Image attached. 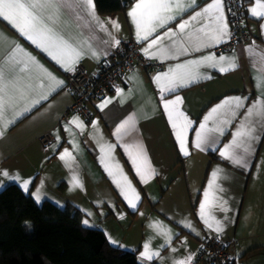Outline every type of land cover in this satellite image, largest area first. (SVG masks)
Instances as JSON below:
<instances>
[{
    "label": "crops",
    "instance_id": "0c3cea01",
    "mask_svg": "<svg viewBox=\"0 0 264 264\" xmlns=\"http://www.w3.org/2000/svg\"><path fill=\"white\" fill-rule=\"evenodd\" d=\"M244 1L249 40L217 51L230 33L224 0L222 12L228 35L211 47L203 43L218 26L215 10L191 21L183 31L177 26L212 0H195L191 7V0H181L183 12L173 0L170 10L161 15L175 19L163 28L157 26L148 41L138 40L136 26L128 16L138 0L124 11L106 14L98 12L94 0V11L83 0H56L54 6L42 12L43 21L82 53L78 59H69L53 50L64 67L0 18V67L8 82L6 101L14 105L0 121L4 132L0 136V170L20 177L12 180L0 175V190L17 184L31 191L38 204L48 200L59 207L74 205L82 221L91 218L92 227L102 229L109 242L114 232L118 235L115 246L138 249L144 264H174L189 256L193 260L199 241L207 236L236 240L230 245L233 264H264V118L259 115L264 111V16L250 12L252 8L258 12L264 9L257 7V0ZM113 21L118 27L113 26ZM202 27L204 31H200ZM169 28L174 35L164 37ZM157 35L164 38L145 56L141 49ZM115 40L120 41L119 45L138 43L143 57L157 60L162 66L147 70L135 66L126 72L117 87L93 105L94 116L86 121L68 111L73 96L66 87V72L80 63L86 73H95L117 46ZM209 55L215 57L216 67L186 63ZM221 56L225 59L220 60ZM13 60L22 61L14 71L10 68ZM177 65H184L179 71L195 79L191 83L185 80L183 86L171 92H162L173 73L168 78L162 76L159 83L153 77L168 73L170 68L175 72ZM221 67L227 70L220 71ZM49 73L63 81V86L56 88ZM12 82L14 91L9 90ZM52 88L56 90L52 92ZM41 96L48 99L32 107ZM176 96L181 101L175 108L187 117H181L177 127L187 125L183 135L188 155L181 153L164 109V100H175ZM228 97L245 98L241 101L243 107L235 109V115L231 111L234 104L214 113L206 126L222 128V132L206 133L214 143L196 148V130L203 118ZM101 104L106 106L98 107ZM168 107L171 110L173 105ZM24 108L31 110L23 111ZM17 111L23 115H15ZM74 117L78 120L74 121ZM125 121V130L115 134ZM249 126L254 129L251 136L234 135L246 133ZM45 133L52 136L48 144L41 142ZM225 145H229L228 155L233 159L220 155ZM126 151L135 159V167ZM236 158H241L242 163L237 165ZM109 171L116 173L115 177H110ZM73 176L78 177L80 186L73 183ZM114 179L125 185L127 200ZM24 180L29 181L27 190L22 187ZM129 202L136 207H130ZM202 202L212 228L197 215ZM116 209L128 222L124 229L118 223ZM217 221L220 232L216 231ZM146 242L149 251L158 253L152 259L140 256Z\"/></svg>",
    "mask_w": 264,
    "mask_h": 264
},
{
    "label": "snow or ice",
    "instance_id": "6c2138e0",
    "mask_svg": "<svg viewBox=\"0 0 264 264\" xmlns=\"http://www.w3.org/2000/svg\"><path fill=\"white\" fill-rule=\"evenodd\" d=\"M56 0H0V18H3L6 20L13 28H15L22 36H24L26 39L31 41L33 44H35L38 48H41L42 51L46 52L53 60H55L58 64L61 65V67H64V64L62 63L61 59L57 57V55L54 54L53 50L56 52H59L62 56H65L69 59L76 58L78 59L81 56V52L78 51L75 47L70 45L64 38L57 33L53 31L52 28L48 27L42 17V12L49 7H52L55 5ZM173 0H138V2L135 4V6L128 12V16L131 18L133 23L136 26L137 29V37L140 41H148L149 36H151L155 31L156 27L163 28L165 24L168 23V21L175 19V16H167L166 18L161 15L163 11L170 10L171 4ZM83 3L92 6V10L94 11V4L93 0H83ZM176 7L179 8L181 12H183L185 9L181 7V0H175ZM193 4H195V0H191V3L188 5L191 7ZM257 7L260 9H264V0H257ZM215 10V20L218 22V26L211 30L210 34L206 36V41L204 42V47H211L213 44L221 43L223 40V37L228 35L227 33V23L224 21L223 12H222V0H212V3L208 4L205 9H203L200 12H195L192 17L189 18V21H182L177 27L180 31H183L186 26L191 22L196 20L198 17L205 16L209 12H212ZM250 12L253 15L257 16H264V11H257V8L250 9ZM113 26L118 27L116 23L113 21ZM150 27V30H149ZM264 27V25H262ZM200 31H204V28L202 27ZM141 32H146V34L141 35ZM174 35L173 30L171 28L168 29L167 32L164 33V37H172ZM164 37H161L160 35H157L155 39H152L148 46L141 49V51L145 54V56H149L150 49L157 45ZM115 45H119L120 41L115 40ZM175 43V42H174ZM197 51L199 49H196ZM184 51H187V49H184ZM93 56L96 55L95 52L92 53ZM154 55V54H153ZM33 60L35 58H32ZM225 57L221 56L220 60H224ZM22 63V61L13 60L12 64L10 65L11 70H15V66ZM187 64H206L210 67H216L215 63V57L214 56H202L197 61H187ZM233 67L236 66L235 64L232 65ZM26 67V65H25ZM184 65H177L175 66L176 71L172 68L169 69L168 73H159L157 76L153 77V81L156 83H159L161 77L168 78L170 73H173L171 75V78L169 79L168 85L166 88H162L161 91H173L175 87L177 86H183V82L185 80H188L189 83L193 82V79L195 77H192L189 79V76L185 74L182 71H179V69H182ZM65 70H69L68 68H65ZM220 71H226L227 69L221 67L219 69ZM53 81H55L56 88L63 86L64 82L57 80L54 76H51V74H48ZM7 79L5 77V70L3 67H0V121L4 119L6 110L9 107H14V105L11 104V101H6L5 97V85L7 84ZM14 83L12 82V85L9 86L10 91H14ZM56 88H52L51 91L54 92ZM51 93H49L50 95ZM47 100L48 96H41L39 99H36L32 103V107H35L36 104L40 103V100ZM245 99L243 97H228L225 98L224 101H221L220 104H217L214 106L211 111L203 118V121L199 125V129L196 130V141H195V147L201 148L204 144L214 143V139H211L206 133L217 131L222 132V128L217 129H209L206 126V122L212 117L214 113H217L218 110H220L225 105H232L234 104V108L231 109L233 112V115H235V109L242 108L243 104L241 101ZM181 101V97L176 96L175 100H164V109L166 114L168 115L169 123L171 128L173 129V134L175 136V139L178 143V147L180 148V151L183 155H188V152L185 151V139L183 135L184 127L187 125L177 127V121L184 117V113L180 112L175 108V105ZM110 102V101H109ZM173 105V108L169 110V105ZM106 104H101L98 107L103 108ZM30 108H24L23 111H30ZM253 112L251 109H249L248 115H252ZM15 115H23L22 111L15 112ZM259 115L264 118V111L260 112ZM187 119V117H184ZM131 117H129V120ZM78 120V117H74V121ZM13 121H9V123H12ZM82 123V122H81ZM95 124V122H93ZM128 121L123 122L120 126L117 127L115 134H120L122 131L125 130V126L127 125ZM3 126L0 125V136L4 135V132L2 130ZM253 128L249 126L247 128L246 133L240 132L234 135H252ZM255 138L254 136L252 137ZM235 142V141H234ZM239 146V145H237ZM108 147H113L109 145ZM127 147V146H126ZM137 148H139L138 145H136ZM229 145L224 146V150L220 151V155L222 157H227L229 159H233L232 156L228 155ZM101 150L103 151V146L101 147ZM247 150V149H246ZM68 150L65 149V152ZM126 154L129 155L130 161L133 163V166L135 167L136 161L135 159H132L131 155L129 153ZM64 158V154H61V159ZM234 162L239 165L242 163L241 158L234 159ZM107 169V165H105ZM120 173H122V169L119 170ZM138 175H140L139 172H137ZM0 175L7 177L12 180H19L20 177L18 175H10L7 170H0ZM110 177H115L116 173H113L109 171ZM213 175L215 176L216 173L214 172ZM126 181V177H124ZM141 182L143 181V177H141ZM73 183H75L77 186H80V181L78 177L73 176ZM114 183L117 184V187L120 188L121 194L124 195L125 199L127 200L128 197L124 192V184H121L119 181L114 179ZM29 181L24 180L22 187L27 190ZM127 186L130 187V182H127ZM36 195V194H34ZM208 192L205 191V196L207 197ZM39 196L36 195V199L39 200ZM137 199L139 197L137 196ZM129 206L132 208H135L136 205L134 203L129 202ZM205 209V203L202 202L200 204V210L198 211L197 215L201 217V219L205 220V223L209 228H212V224L207 222V219L204 214ZM226 210V209H224ZM83 223L88 224V221L85 220ZM190 226V225H188ZM216 231L220 232L222 231V228L220 226V223L216 222ZM110 243L117 244V241L111 240ZM145 251L141 252L140 256L143 259H152V257L157 256L158 253L154 251H149V242H146L145 245ZM191 260V256L185 257L182 260L174 261V264H189Z\"/></svg>",
    "mask_w": 264,
    "mask_h": 264
},
{
    "label": "trees",
    "instance_id": "16d2710c",
    "mask_svg": "<svg viewBox=\"0 0 264 264\" xmlns=\"http://www.w3.org/2000/svg\"><path fill=\"white\" fill-rule=\"evenodd\" d=\"M134 1L94 3L98 12L106 14L124 11ZM243 10L245 13L244 0ZM0 264L144 263L138 249L115 246L102 229L85 226L74 205L59 207L48 200L38 204L31 191L10 184L0 190Z\"/></svg>",
    "mask_w": 264,
    "mask_h": 264
},
{
    "label": "built area",
    "instance_id": "2783aa9c",
    "mask_svg": "<svg viewBox=\"0 0 264 264\" xmlns=\"http://www.w3.org/2000/svg\"><path fill=\"white\" fill-rule=\"evenodd\" d=\"M229 22V38L221 44L217 51H222L230 46L244 43L249 40L250 34L245 25L243 0H224ZM135 66L144 70L159 68L161 62L149 60L139 52L138 43L127 41L113 48L111 55L103 61L95 73L88 74L81 64L66 72V87L71 92L73 99L68 111L81 115L86 121L94 116L93 105L103 96L111 92L118 85L124 74ZM52 140L50 133L41 137V142L48 144ZM236 240L224 239L220 236L205 237L201 241L196 256L190 264L202 262L204 264H233L230 245Z\"/></svg>",
    "mask_w": 264,
    "mask_h": 264
},
{
    "label": "rangeland",
    "instance_id": "374dc122",
    "mask_svg": "<svg viewBox=\"0 0 264 264\" xmlns=\"http://www.w3.org/2000/svg\"><path fill=\"white\" fill-rule=\"evenodd\" d=\"M114 213L117 215V217H118V219H119L118 223L121 224V228H122V229L126 228V225H127L128 222H126L123 218L121 219V214L119 213V209H116V210L114 211ZM90 219H91V218H90ZM90 219L87 220V219H84V218H83V221L87 220V221H88V224L83 223V221H82V223H83L85 226L92 227L93 224L90 222ZM112 232H113V231H112ZM119 232H121V231H119ZM117 237H118V235H117L116 233L113 232V235L111 236V239L116 241Z\"/></svg>",
    "mask_w": 264,
    "mask_h": 264
}]
</instances>
